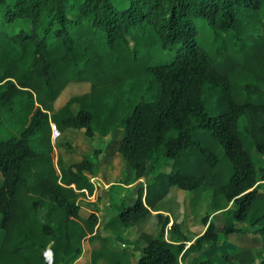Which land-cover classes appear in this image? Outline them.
<instances>
[{
    "label": "trees",
    "instance_id": "16d2710c",
    "mask_svg": "<svg viewBox=\"0 0 264 264\" xmlns=\"http://www.w3.org/2000/svg\"><path fill=\"white\" fill-rule=\"evenodd\" d=\"M262 9L264 0H82L74 6L0 0L1 26L27 19L32 29L0 30V106L23 123L17 135L0 140V264H48L47 251L52 264H71L95 232L97 215H83L78 199L93 194L89 179L98 163L56 156L51 123L60 134L75 129L95 142L116 135L115 153L126 162L122 183L145 177L151 156L166 169L138 187L133 204L109 225L134 226L173 186L210 188L215 211L223 201L235 205L234 222L225 212L204 216V232L187 247L182 224L174 221L166 238L169 218L158 213L159 234H139L135 264H188L189 255L215 246L220 234L255 231L264 248V166L256 167L239 130L245 118L251 145L264 156ZM197 22L213 42L229 36L232 45L204 47ZM154 47L172 58L154 64ZM73 82L90 88L55 110ZM103 154L94 147L96 159ZM66 245L71 250L63 259ZM104 255L121 264L127 253L95 251L91 264ZM223 260L253 264L255 257L247 248Z\"/></svg>",
    "mask_w": 264,
    "mask_h": 264
},
{
    "label": "rangeland",
    "instance_id": "374dc122",
    "mask_svg": "<svg viewBox=\"0 0 264 264\" xmlns=\"http://www.w3.org/2000/svg\"><path fill=\"white\" fill-rule=\"evenodd\" d=\"M82 0H68L69 6L79 5ZM69 14L72 16L71 12ZM46 18L44 23H46ZM260 21H264V9L260 11ZM199 27V36L198 41L201 45L208 48L211 46H220L222 43H226L229 46L232 45V39L229 36L224 37L223 40L217 39L213 42V35L211 31L207 29L205 24L197 22ZM0 30L6 31L9 35H17L21 30H25L30 33L31 22L27 19H20L11 24L0 25ZM132 45V44H131ZM152 54V62L154 64L164 63L169 61L172 58V52L167 50H162L159 47H154L150 50ZM90 86L86 83H70L62 92V97L57 100L54 105V109H58L62 106L68 99L73 96L83 94L89 90ZM22 122L18 118V114L14 111L8 109L6 106H0V140L7 138L10 135H17ZM246 119L243 118L239 123L240 135L243 140L244 148L249 152L252 160L254 161L256 167L264 166V156L256 152L255 148L251 145V142L245 132ZM75 129H68L65 132L61 133L57 139L52 138L51 133V143L55 147L54 151L57 154H63L66 157V160L70 162L78 161L81 157L86 156L93 161H97L98 169L102 171L104 176L107 175L104 169L102 168L104 164H110L112 158H118L119 168L124 167L126 164L122 156L115 150L117 141L114 137L116 135L103 139L102 141L97 140L92 141L91 139L83 136ZM121 133L117 134V138H120ZM114 144V149H109L110 145ZM94 147H100L104 150V154L96 159L93 154ZM113 155V156H112ZM108 162V163H107ZM148 164V173L140 181H132L129 184H114L112 186H105L101 181L96 177H91V181L94 182V191L93 196L96 199L80 197L78 199V204L83 209V215L87 213L88 210L99 209L97 205H100L104 208L105 198H109V201L122 202L125 205H132L130 199L135 197V193L138 187L141 185L143 188L146 187L152 181L153 176L158 170L162 169V163L160 159L155 156H151L147 162ZM124 171V170H123ZM161 171H166L162 169ZM130 174V173H128ZM2 185V176L0 174V186ZM91 197V196H90ZM212 192L210 188L200 187L194 191L182 190L177 186L170 188L168 195L162 200L160 208H165L169 212L174 213L178 206L182 207L183 214L182 220L183 224L186 225L185 234L186 238L189 240L194 239L198 236L200 229L202 227V218L206 215H209L214 209L211 205ZM108 201V200H107ZM118 204V203H117ZM184 204V205H183ZM223 206L225 211V218L227 222H234L232 218V210L235 208V205L232 202L223 201ZM96 207V208H95ZM218 212V211H217ZM220 212V211H219ZM224 213V212H222ZM213 215V214H212ZM143 222L139 221L136 225L141 227ZM238 225H241L240 223ZM237 226V225H236ZM158 234V231L154 233ZM1 232H0V242H1ZM166 237V234H164ZM189 242L186 244L188 245ZM251 249L255 262L253 264H261L262 259L264 258V248L262 246V240L259 234L255 231H250L245 234L233 233L229 235L220 234L218 243L209 247L206 250L202 251L199 254H192L187 257L186 260L188 264H197L200 260L210 259L215 263L224 264L223 260L224 255H231L243 249ZM87 255V254H86ZM240 264V263H233Z\"/></svg>",
    "mask_w": 264,
    "mask_h": 264
},
{
    "label": "crops",
    "instance_id": "0c3cea01",
    "mask_svg": "<svg viewBox=\"0 0 264 264\" xmlns=\"http://www.w3.org/2000/svg\"><path fill=\"white\" fill-rule=\"evenodd\" d=\"M118 158L117 157L112 158L110 160V164L103 165L102 168L105 170L104 172L107 173L106 176H104L103 175L104 173L100 171V169H98V172L93 177H96L105 186H112L114 184L122 183L123 176L120 173L123 167L121 166V168H119V165H117ZM141 179H138V181H140ZM89 180L92 184H94V182L91 181V177ZM122 184H125V183H122ZM86 197L92 198V200H95L96 202V199L94 198L93 194L86 195ZM105 200L106 202H105L104 208H102L100 205H97V208L99 209L87 211V213L93 212L97 215L98 223L95 228V232L85 237L82 240L81 245H80L81 253L79 257L77 258V260L71 264H91L92 253L95 251H99V250H102L104 253H106V255L109 253L119 254L121 252H126L127 255L125 257L119 258V262H121V264H135L138 257L141 255V252H142L141 251L142 247L136 243V239L139 236V234L143 232L149 233L153 236H157L159 234L160 229H159V226L157 223V217H156L158 213L164 216H167L169 218V224L167 225L165 229L166 238H167L168 230L170 229V225L174 221L176 223L182 224V232L186 230V225L183 224V220H182V214H183L182 207L178 206L175 212L171 213L165 208H160L163 202L162 200L158 202V204L155 206V208H153V210L150 209V213L145 218L140 220L141 222H143L141 227L136 228L137 224H135L134 226L130 228L119 227L117 226L116 223L109 225V221L113 217H115L121 210H123L127 205H125V203H122V202L109 201L108 197L105 198ZM132 202H134L133 198L130 199V203ZM219 211L225 212L226 210L222 209ZM219 211L217 212L213 210L212 212H210L209 215L211 216L212 214L219 213ZM205 228L206 227L202 225L198 236L204 232ZM157 231H158V234L155 235L154 233H156ZM194 239L187 241L189 243L188 245L185 244V247L189 246ZM70 250H71L70 245H66L64 249V253H63V259L67 255H69ZM95 264H114V263L113 261L110 260V258L104 255V257L97 259Z\"/></svg>",
    "mask_w": 264,
    "mask_h": 264
},
{
    "label": "built area",
    "instance_id": "2783aa9c",
    "mask_svg": "<svg viewBox=\"0 0 264 264\" xmlns=\"http://www.w3.org/2000/svg\"><path fill=\"white\" fill-rule=\"evenodd\" d=\"M51 133H52L53 139H56L60 134L59 131L57 130L56 126L52 123H51ZM46 259L48 261V264H52V254L49 251H47Z\"/></svg>",
    "mask_w": 264,
    "mask_h": 264
}]
</instances>
